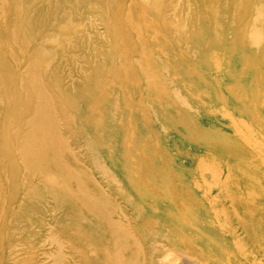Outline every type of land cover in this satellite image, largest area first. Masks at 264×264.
<instances>
[{"label": "rangeland", "instance_id": "374dc122", "mask_svg": "<svg viewBox=\"0 0 264 264\" xmlns=\"http://www.w3.org/2000/svg\"><path fill=\"white\" fill-rule=\"evenodd\" d=\"M260 174L264 0H0V185L26 264H66L55 233L108 248L111 225L197 264L238 195L264 215Z\"/></svg>", "mask_w": 264, "mask_h": 264}, {"label": "bare ground", "instance_id": "6f19581e", "mask_svg": "<svg viewBox=\"0 0 264 264\" xmlns=\"http://www.w3.org/2000/svg\"><path fill=\"white\" fill-rule=\"evenodd\" d=\"M32 58L30 59V61ZM142 75H144L142 73ZM5 79V77H4ZM34 92L37 96V85L33 83ZM148 93H152L150 90L145 89ZM160 92V91H159ZM163 92V89H161ZM12 95V93L10 92ZM8 96V95H7ZM13 96V95H12ZM7 98L11 99L10 96ZM41 109L35 112L30 118V126L37 127V116L40 114ZM50 132L46 130L45 133ZM30 157L37 160V155L30 154ZM56 158V154L54 153ZM26 156H24V160ZM47 178L53 179V176L47 175ZM263 183L264 178L261 177ZM245 182L247 181L244 179ZM202 183V182H201ZM151 185V184H149ZM233 186H236L232 182ZM152 186V185H151ZM148 188L145 180H139L134 184V189L137 193ZM153 188V186H152ZM166 188V187H165ZM201 194H205L203 186L198 184L194 188ZM165 193H166V189ZM13 190L0 185V264H26L23 257L16 255L12 252L14 245L12 243L11 235L14 232H19L15 229L13 224L19 220H23L24 217L13 216L11 207L14 203L20 200V190L15 194ZM248 192V188H247ZM214 195L219 194L217 190H213ZM247 194L238 195L236 201L233 204V210L229 214L221 212L223 217V226L213 229L212 233L206 231L200 236V239L204 242V246L199 248L201 255L197 254V264H264V215L261 209L252 207L253 202L251 198L255 196L248 192ZM5 194V195H4ZM56 196V193L53 192ZM181 197H183L181 195ZM181 199V198H180ZM10 208H3L8 206ZM28 211L24 213H33L37 215V212L32 208V205L27 206ZM19 225V224H18ZM124 235L126 241L123 242L117 237L119 233ZM133 231L138 235L141 232V228L136 229L133 227ZM105 234L106 241H112L108 248L103 246V250L99 249V245H95L92 242L84 241L82 246L76 248V244L73 239L63 240L58 234H53L49 238L53 245L60 246L62 243L68 245V255L66 264H167L169 250L164 244H157V247H162L161 251H156L155 247H149L148 249L143 247L132 235L131 231L119 228L115 225H111ZM220 237L219 240H213V238ZM130 238L132 241H129ZM140 239V236H139ZM85 240V239H84ZM160 240V237L153 234L148 238L149 242H155ZM141 241V239H140ZM195 242H198V235L195 236ZM142 243V242H141ZM143 244V243H142ZM144 245V244H143ZM71 247V249H70ZM131 254L138 255L141 260L134 258ZM195 254V253H193ZM53 258L57 264H65L64 255L62 250L53 254Z\"/></svg>", "mask_w": 264, "mask_h": 264}]
</instances>
